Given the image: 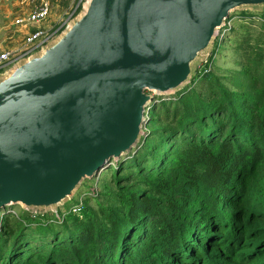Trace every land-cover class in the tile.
Here are the masks:
<instances>
[{
    "label": "water",
    "instance_id": "1",
    "mask_svg": "<svg viewBox=\"0 0 264 264\" xmlns=\"http://www.w3.org/2000/svg\"><path fill=\"white\" fill-rule=\"evenodd\" d=\"M240 8L264 0H86L55 41L0 75V214L56 213L118 169L147 136L148 91L190 83Z\"/></svg>",
    "mask_w": 264,
    "mask_h": 264
},
{
    "label": "trees",
    "instance_id": "2",
    "mask_svg": "<svg viewBox=\"0 0 264 264\" xmlns=\"http://www.w3.org/2000/svg\"><path fill=\"white\" fill-rule=\"evenodd\" d=\"M237 18L244 28V19L261 20L264 32V13ZM238 43V61L247 64L232 73L235 88L199 68V89L179 92L170 106L153 104L151 116L157 111L172 125L144 137L115 175L121 188L119 169L142 160L127 176L140 187L114 192L74 229L70 220L47 222L53 212L4 217L0 264H264V44L249 29Z\"/></svg>",
    "mask_w": 264,
    "mask_h": 264
},
{
    "label": "rangeland",
    "instance_id": "3",
    "mask_svg": "<svg viewBox=\"0 0 264 264\" xmlns=\"http://www.w3.org/2000/svg\"><path fill=\"white\" fill-rule=\"evenodd\" d=\"M37 1L38 0H0V50H6L10 53L18 54L24 50L27 37L39 28L43 31V34L40 38V44L33 50V54L39 52L43 46L52 43L62 34L71 19L75 18L82 11L86 0H48L52 6V11L44 22L23 27L17 26L15 24V18L20 14H27L31 11L34 7V3ZM243 10L257 13V15L264 13V9L261 8H240L232 12L231 16H235V19L229 18V22L227 20L224 28L231 25L233 31L231 30L230 34L227 32L226 34H222L220 32L212 46L213 50L210 57L206 62L201 64V67H199L205 69L203 74L209 73L210 75V73H213L214 75L219 76V82L230 88H235V85H231L230 82L233 79L232 73L242 71L247 64V62L241 64L240 61H238L241 59L237 52L239 47L238 42L245 31L248 29L251 31L253 42L264 44V32H262L260 26L262 21L259 19V21L257 20L258 22L256 20L247 21V19H244L247 27H242L241 25H243L244 22L242 19L237 18V16H239L240 12ZM224 28L222 30H224ZM27 57H29V55L25 58ZM194 76L195 74L190 83L185 86H179L176 92L170 95L157 94L154 91H148V94L153 95L154 100H157L153 104L159 105L162 102H166V104L170 106L178 101L179 92L191 87L199 89L203 83V76L198 78H194ZM168 109L170 108L168 107ZM171 125L172 122L169 118H164L159 112L152 111L150 121L146 124V137L150 138L156 130H164V128ZM145 138L144 136L141 138L140 143L136 147V151L131 152L129 155H134L140 149L144 144V140L146 141ZM148 143H152L151 140L147 143L145 142V146H147L146 149L149 147ZM123 158H126V156ZM141 163L142 160L134 164L132 168H128L129 170L126 168L119 169L118 175H120V177L126 176L125 178L122 177V180L120 181L122 189L134 185L140 187L139 185L141 184L138 180L134 177L127 176L131 173L130 169H133L135 171L134 173H136L141 167ZM116 173L117 170L114 167H111L104 171L98 179L94 178L92 180H86L75 193L74 197L63 206L59 207L58 212L45 215V218L49 217L46 218V221L52 222L56 225H62L64 221L70 220L69 223L71 222V224L69 225V229H74L75 227L88 222L91 217L93 218L94 215L99 214L100 208L102 209V206H100L101 204H103L104 207L107 206L109 201L108 198L114 192H121L119 190L121 188L119 187L118 179L115 177V175H117ZM119 206H122V204L119 203ZM114 208H118L116 199H113L112 209ZM25 211L26 210L19 205L7 208L0 214V225L4 217L9 215L10 217L13 216L11 218H22ZM109 212L111 211L108 209L107 213ZM31 216L33 218L39 217L37 219H45L43 218L44 216L36 213H31ZM11 218L9 220H11ZM103 218L104 214L102 213L97 218V222H100Z\"/></svg>",
    "mask_w": 264,
    "mask_h": 264
},
{
    "label": "built area",
    "instance_id": "4",
    "mask_svg": "<svg viewBox=\"0 0 264 264\" xmlns=\"http://www.w3.org/2000/svg\"><path fill=\"white\" fill-rule=\"evenodd\" d=\"M52 6L48 0H38L34 7L27 14H20L15 18L17 26H28L44 22L51 14ZM43 34L41 29H36L27 37L24 50L18 54L10 53L6 50H0V75L4 74L16 62L33 54V50L40 44V38ZM23 49V48H21Z\"/></svg>",
    "mask_w": 264,
    "mask_h": 264
}]
</instances>
